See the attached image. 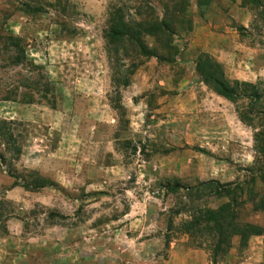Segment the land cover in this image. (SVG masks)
Listing matches in <instances>:
<instances>
[{
  "label": "rangeland",
  "instance_id": "1",
  "mask_svg": "<svg viewBox=\"0 0 264 264\" xmlns=\"http://www.w3.org/2000/svg\"><path fill=\"white\" fill-rule=\"evenodd\" d=\"M200 53L233 100L199 81ZM0 155V264H264V232L212 260L182 227L226 198L181 189L245 179L239 221L264 226V0H0Z\"/></svg>",
  "mask_w": 264,
  "mask_h": 264
},
{
  "label": "trees",
  "instance_id": "2",
  "mask_svg": "<svg viewBox=\"0 0 264 264\" xmlns=\"http://www.w3.org/2000/svg\"><path fill=\"white\" fill-rule=\"evenodd\" d=\"M208 1V0H202ZM251 2H256V0H249ZM110 21L109 28L107 30V37L112 41L118 43L122 40L124 41H133L137 43V47L140 51L144 52V45L140 42V39L137 37L138 32L132 30L131 27L127 24H122ZM139 26H137L138 28ZM136 28V29H137ZM168 31V26L162 20L160 22L149 23L148 27L145 28L147 34H150L159 30ZM195 72L200 78L205 86L212 89L216 94L222 96L227 100H233L237 95L235 94L232 86L229 85V82L224 78L223 72L220 65L213 60L208 54L200 53L195 58L194 65ZM122 85L126 86L127 83L124 81ZM35 83L27 85V88L35 89ZM47 86L43 82L40 87V92H46ZM31 100V99H30ZM4 133L2 132V136ZM254 138H257L254 136ZM262 148V146H260ZM262 151V150H261ZM2 159V156L0 155ZM245 175V174H244ZM16 179V176L13 175ZM245 179L241 180L239 183L226 182L218 183L216 180H206L199 182L196 186H187L182 187L185 195L195 197L198 192L206 191L207 196L216 197V198H226V200L218 203L215 207H204L197 208L193 205H190L188 210L191 212L190 220L182 227L189 236H194L203 231L208 237L213 240L210 248V258H214L218 255H222L230 246V240L233 236L238 237V245L243 247L249 236L260 235L264 232V226H259L250 222L239 221V211L235 209L238 204L241 202L235 203V197L239 196L242 192L240 185L245 183ZM259 182L261 184V195L253 201L250 202L251 211H264V170H256L255 174L249 178V189L248 194L252 190L253 183ZM14 185V184H13ZM50 185V182L46 179L37 177V179L31 184H26L25 188H31V190H39L40 187ZM180 188L178 184H173L167 186V189L171 192L176 191ZM238 192V194L236 193Z\"/></svg>",
  "mask_w": 264,
  "mask_h": 264
}]
</instances>
